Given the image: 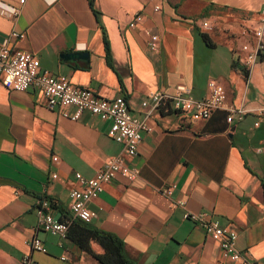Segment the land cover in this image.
<instances>
[{"label": "crops", "instance_id": "0c3cea01", "mask_svg": "<svg viewBox=\"0 0 264 264\" xmlns=\"http://www.w3.org/2000/svg\"><path fill=\"white\" fill-rule=\"evenodd\" d=\"M10 7L20 8L16 17ZM263 9L264 0H0V44L8 39L10 51L34 55L41 71L97 97L124 96L130 114L150 125L136 156L126 161L139 176L117 175L87 203L95 214L89 225L121 240L134 264H235L218 241L182 218L185 212L208 213L234 230L241 254L264 264V120L254 126L264 106V54L245 78L243 53L211 26L220 13L256 23ZM251 78L258 89L249 86ZM209 80L247 111L240 122L226 123L219 111L193 122L170 103L162 110L142 106L151 92L172 93L178 84L203 99ZM109 126L88 112L77 120L64 117L47 109L33 89L0 83V264L25 258L32 264H100L69 239L36 231L35 207L46 198L55 219L69 216V193L81 187L75 174L90 178L122 154L108 137ZM171 185L170 195L161 194ZM33 236L44 251L31 249ZM91 248L102 252L94 242Z\"/></svg>", "mask_w": 264, "mask_h": 264}, {"label": "built area", "instance_id": "2783aa9c", "mask_svg": "<svg viewBox=\"0 0 264 264\" xmlns=\"http://www.w3.org/2000/svg\"><path fill=\"white\" fill-rule=\"evenodd\" d=\"M24 0H19L23 4ZM159 8L154 7L157 11ZM20 12L19 7H10L8 14L16 17ZM261 20L264 22V9ZM135 20H139L137 16ZM132 23L130 26H133ZM205 29H211L206 22L203 23ZM264 25L261 24L255 31L254 43L243 44V66L250 70L264 54V44L261 36ZM241 35H248L246 30ZM11 38L21 39L22 34L11 33ZM157 38L154 35L149 37V47L156 48ZM0 83L9 90L26 91L33 89L37 96L41 97L45 107L49 110H57L64 117L77 120L83 112H88L102 121H108L110 126L108 137L122 146L120 157L108 159L103 167L97 170L90 178H83L80 174H75L76 181L79 182V189H72L69 193L70 205L68 220H57L51 214V205L46 198H41L36 207V231L41 230L52 236L61 239L66 238V233L72 220H78L89 224L95 217L87 203L96 198L103 190V186L109 183L117 175H121L129 180L139 176L138 167L127 164V160L133 159L137 154L139 143L143 133H149L152 129L145 118H137L130 114L124 96L120 95L112 100L97 97L91 90L78 87L70 83L64 77H57L47 71L39 69V60L34 55L24 51H10L8 39L0 44ZM208 94L205 98L197 100L191 96L190 90L183 84L175 86L172 93L164 91H154L148 94L143 107L150 110H159L165 103L169 102L174 109L188 116L193 122L205 121L215 111L226 114L225 121L228 124L240 122L247 111L243 107H236L228 102L223 87L215 80L207 83ZM72 107L74 111L69 114L65 110ZM264 120V106L256 112L254 126H258ZM57 158L53 157L55 161ZM53 177H55L53 175ZM173 185L164 187L161 194L170 195ZM184 220H188L200 226L206 235L219 242L222 254L235 264H260L247 260L236 246L237 233L223 226L217 219L208 213L185 212L182 215ZM33 251H44L41 241L33 236L29 242ZM23 264H32L30 259L25 258Z\"/></svg>", "mask_w": 264, "mask_h": 264}, {"label": "trees", "instance_id": "16d2710c", "mask_svg": "<svg viewBox=\"0 0 264 264\" xmlns=\"http://www.w3.org/2000/svg\"><path fill=\"white\" fill-rule=\"evenodd\" d=\"M207 12L208 10L205 9L202 15H206ZM200 36L204 40H207V35L205 33H200ZM103 40L105 56L107 61L109 62V46L104 32ZM241 71L243 73V76L247 78L248 71L245 69H242ZM167 105H169V102L165 103L159 110H162ZM262 187L264 198V184L262 185ZM65 220H68V217ZM66 238L73 242L82 252L88 254L100 264H134L124 256L121 240L116 238L114 235L92 227L89 224L83 223L78 220L70 221L66 233ZM92 242L96 243L101 248V253H96L92 250Z\"/></svg>", "mask_w": 264, "mask_h": 264}, {"label": "rangeland", "instance_id": "374dc122", "mask_svg": "<svg viewBox=\"0 0 264 264\" xmlns=\"http://www.w3.org/2000/svg\"><path fill=\"white\" fill-rule=\"evenodd\" d=\"M219 16V17H218ZM217 16V18L214 20L213 23H211V26L213 30L216 31H222L228 34V37H231L232 44L236 46L237 50H241V47L243 44H247L248 42L253 44L254 43V38H255V31L256 29L263 24L264 22L261 20V16L259 17L258 22L256 23H245V24H240L236 20L233 19V17L226 16V14L220 13ZM243 30H246L248 33V37H241L239 34ZM262 43L264 44V27H263V34L261 36ZM260 63V60L257 61L255 64L256 67ZM258 80H255L254 78L250 79L249 86L253 87L256 86V88H259V83H257Z\"/></svg>", "mask_w": 264, "mask_h": 264}]
</instances>
